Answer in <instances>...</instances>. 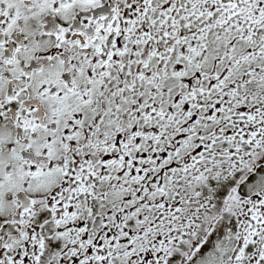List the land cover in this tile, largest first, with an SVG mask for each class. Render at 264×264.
Wrapping results in <instances>:
<instances>
[{"label": "snow or ice", "instance_id": "obj_1", "mask_svg": "<svg viewBox=\"0 0 264 264\" xmlns=\"http://www.w3.org/2000/svg\"><path fill=\"white\" fill-rule=\"evenodd\" d=\"M0 264H264V0H0Z\"/></svg>", "mask_w": 264, "mask_h": 264}]
</instances>
